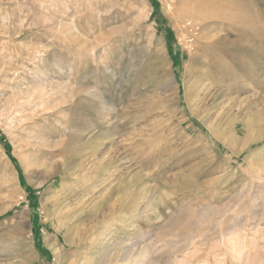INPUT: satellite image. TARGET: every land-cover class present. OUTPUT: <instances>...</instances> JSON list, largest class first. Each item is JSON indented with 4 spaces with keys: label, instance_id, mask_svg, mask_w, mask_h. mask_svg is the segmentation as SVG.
I'll use <instances>...</instances> for the list:
<instances>
[{
    "label": "rangeland",
    "instance_id": "1",
    "mask_svg": "<svg viewBox=\"0 0 264 264\" xmlns=\"http://www.w3.org/2000/svg\"><path fill=\"white\" fill-rule=\"evenodd\" d=\"M71 263L264 264V0H0V264Z\"/></svg>",
    "mask_w": 264,
    "mask_h": 264
},
{
    "label": "bare ground",
    "instance_id": "2",
    "mask_svg": "<svg viewBox=\"0 0 264 264\" xmlns=\"http://www.w3.org/2000/svg\"><path fill=\"white\" fill-rule=\"evenodd\" d=\"M215 2V1H214ZM246 16V15H245ZM224 21H226V20H224ZM228 22H232L230 19H228L227 20ZM227 24V23H226ZM230 25L232 24V23H229ZM245 26V25H244ZM233 27V26H232ZM237 28V27H236ZM249 28V27H248ZM252 30V29H251ZM246 31H247V29H246ZM239 32V31H238ZM249 32V31H248ZM248 32H246L247 34H249ZM240 33H242L241 31H240ZM239 34V33H238ZM251 34V33H250ZM253 34V33H252ZM251 34V35H252ZM255 38V37H254ZM249 39V38H248ZM257 39V38H256ZM255 39V40H256ZM207 65V64H206ZM215 69V67L213 68V70ZM226 70V69H225ZM227 77V76H226ZM208 81V80H207ZM210 82V81H209ZM204 84V83H203ZM209 83H207V85H208ZM202 86V85H201ZM197 92H196V95L197 94H199L200 92H201V88L199 87V86H197ZM206 89V88H205ZM222 89V88H221ZM225 89V88H224ZM199 91V92H198ZM225 98V97H224ZM225 102V101H224ZM203 106H205V105H203ZM219 106V105H218ZM218 108V107H217ZM221 108V107H220ZM200 109V108H199ZM202 109V108H201ZM203 110V109H202ZM218 110V109H217ZM244 125V124H243ZM244 127V129L243 130H247L249 127H247V125H244L243 126ZM249 130V129H248ZM242 181V180H241ZM90 186H87V188H89ZM87 191H88V189H86ZM53 248L55 247V244L53 243ZM54 252H56V254H57V256H58V258L60 257H62L61 256V253H60V251H58L57 249H56V247L54 248ZM124 255H126V254H124ZM128 255V254H127ZM72 264V263H71Z\"/></svg>",
    "mask_w": 264,
    "mask_h": 264
}]
</instances>
